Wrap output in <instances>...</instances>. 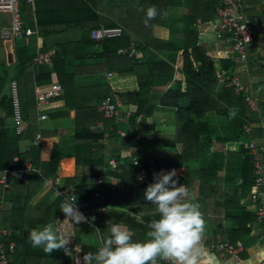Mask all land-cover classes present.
I'll return each instance as SVG.
<instances>
[{"label": "trees", "instance_id": "1", "mask_svg": "<svg viewBox=\"0 0 264 264\" xmlns=\"http://www.w3.org/2000/svg\"><path fill=\"white\" fill-rule=\"evenodd\" d=\"M41 1L43 3L54 2V0H39V3ZM57 1L58 4L50 8H42L37 4L36 21H31L27 14L32 10L33 4L27 0H20L25 26L39 28L41 35L47 38L53 27H78L87 22L90 23L89 26L87 23V27H115L122 22L124 36L96 43L90 39L89 31H87L78 41L61 43L56 46L53 68L45 67L48 70L46 72H41L34 66L36 54L31 46L23 45L16 49L17 67L14 78L10 80L11 83L18 82V87L22 86L25 91L30 84L36 86L51 84L54 80L58 81L63 89L62 94L52 99L42 110L53 111L49 116L50 119L66 116L69 110H75L76 127L71 142L61 140L56 131L53 135H48L49 133L43 130L45 133L43 144H36L29 154H22L19 151L14 154L8 139L9 130L3 127L5 118H13L12 94L11 91L6 93L2 90V108L5 115L2 116L0 170H22L25 162L31 159L32 155L35 160L33 165L40 172L39 176H36L41 179L39 184L42 186L46 180L57 178L60 161L63 158H75L77 167L104 169L109 168V160L114 158L118 166L114 171H110V174L129 181L131 183L129 192L122 194L105 191L101 203L97 204V213L85 216L89 222L75 223L79 239L82 237L81 231L93 237L100 233L102 240L105 239V231L101 223L106 222L110 214L100 210L102 205L116 198L121 200L124 206L130 204L132 198H139L146 187L153 182V174L161 170L165 172L172 169L177 170L179 183L186 187L194 202L200 205L203 218L214 212L230 211L234 215V211L242 210L248 220L256 219L255 213L250 208V202L245 200L241 203L242 199L255 191L252 156L248 150L238 144L244 136L243 128L247 119L248 107L244 98L237 96L233 88H227L221 93L216 91L218 82L215 72L222 68L214 64L211 57L206 55L205 50L198 46L195 40L198 35L196 20L199 18L200 21L205 22L214 19L217 1L203 4L198 0H188L191 3L197 1L196 9L191 8L190 15L180 20L162 17L164 14L162 5H168L167 0H128L125 16L119 18V22L104 17L95 8L94 0ZM108 2L110 3V0ZM152 6L157 8L159 15L149 21L148 26H145V12ZM160 23H164V26L169 27L168 29L173 33L179 31L183 37V44L179 45L173 39L174 36L168 41L151 40L149 29H153L155 24ZM131 42H134L136 47L143 52L142 59L130 60L118 54L117 51L120 48L129 47ZM96 46H100L99 52L95 51ZM180 51H183L184 62L180 71L183 78L179 81L175 80L176 69L173 65ZM71 57L78 62V65L72 72H68L67 60ZM89 59L96 62H87ZM230 68L225 67L224 69L230 70ZM108 71L113 72L111 78L104 76ZM99 74L100 84L97 86H80L77 82L79 77ZM125 74L137 76V83L120 85V80L126 77ZM7 82V77L2 79V89ZM118 86L123 88L119 93L123 111L133 109V114L127 124H117L114 120L109 122L98 111V105ZM164 86H168L164 93H158L155 90L157 87ZM154 100L163 107L175 109L173 118L176 130L174 135L166 138L157 137L154 140L158 150L164 149L162 157L158 154L153 155L151 162L142 166L135 163L134 158L126 149H120L116 153L108 152L99 142L105 131L96 128L97 122L104 123L107 130L108 127L113 126L112 138H118V130L124 129L125 138L131 141L144 127L143 122L136 127L137 120L142 116L149 117L154 114ZM21 106L23 117L29 116L27 115L29 104H23L21 101ZM230 110L232 115H230ZM209 113L220 117L222 122L213 126L209 121L197 123L193 119V116L203 119ZM38 127L39 130L43 128L42 125ZM16 135V139L21 140L25 133ZM215 144L224 145L225 151L223 153L216 151L208 155L211 146ZM179 145H181V152L177 151ZM235 147H238V150L235 151ZM14 156L19 157L17 163L13 162ZM138 167H144L149 172L148 177L142 182H138L135 178V169ZM220 172H224L225 176L221 177ZM237 177L241 178V184L236 182ZM71 184H74L73 178L62 180V194ZM93 196L94 191H90L88 200L91 201ZM33 197L34 194L29 191V201ZM60 202L59 197L50 204L39 207L42 216L36 220L27 219L25 221L26 264H75L71 256L65 255L63 250L54 251L49 255L42 247H33L29 240L30 230L35 227L36 223L41 227L56 223L61 213ZM121 215L122 223L133 231L134 241L147 239L149 231L147 225L154 219L144 218L137 222L133 216ZM92 217H95L94 221L91 220ZM33 221L34 224H32ZM3 242L9 243L7 240ZM97 250L95 244L82 243V257L87 253H95ZM82 263L85 264V261L83 260ZM93 264H95L94 261ZM158 264H165V262L160 260Z\"/></svg>", "mask_w": 264, "mask_h": 264}, {"label": "crops", "instance_id": "2", "mask_svg": "<svg viewBox=\"0 0 264 264\" xmlns=\"http://www.w3.org/2000/svg\"><path fill=\"white\" fill-rule=\"evenodd\" d=\"M167 1V3H169L168 5H162V9L164 10L162 17H164V19L168 17L180 20L186 19V17L191 13V8L195 7L196 9L197 4V1L191 3L188 2V0H173L172 2L171 0ZM210 1L215 0H198V2H202L203 4ZM235 1L239 10L245 15L252 34V41L247 45L245 60H241L233 51L232 45L227 37L223 39H218L216 37L215 29L217 26V16L214 19L205 22L200 21L199 18L196 20L198 35H196L195 40H197L198 46L205 50L206 55L211 57L215 65L222 68L221 70H225L230 75H234L240 79L243 86V96L247 95L252 98L254 103L253 110L249 109V105L245 101L248 107L245 125L249 127L250 131L247 135H244L242 140L238 143L244 147L241 142L247 141L248 139L254 140L257 144H264V0ZM27 2H31L33 4L32 10L29 14H27L29 15L27 17H29L31 21H36L37 17L35 10L37 4H39L42 8H50L53 7L52 5L55 6L58 4L57 0L50 3H43V1L39 3V0H27ZM107 2L108 0H94L95 8L102 15H104V17L118 21L119 18H123L125 16V12L128 8V0H110V3ZM122 2L125 3L123 4ZM87 23L78 27H53L51 29V34L47 38H44L40 33L39 38L36 37L33 39L31 49L32 46H34V50L32 51L35 52V54H37L39 50H56V46L61 43L80 40L87 31H89L90 37V30L94 29V27H87ZM89 24L90 23H88V26ZM119 26L124 28L122 22H119ZM168 28L169 27L164 26V23L155 24L153 29H149L151 30V32H149V37H151V40L159 39L168 41L172 38V36H174L173 39L179 45H182L183 37L180 32L175 31L173 33L169 30L170 28ZM36 30H39L40 32L39 28ZM5 43L7 45H2L0 52V66L4 63L8 65V70L4 72L3 75H0V144H2V116L5 115V111L2 108V92L4 91L9 93L11 91L10 80L14 78L17 67V62H15L17 61L15 52L19 46L24 45L21 40H7ZM46 48L49 49L43 50ZM127 48L128 47L120 49ZM138 50L139 56H141L139 59H142L143 52L140 49ZM95 51L99 52L100 46H96ZM163 58L166 59L165 57ZM87 62L96 61L89 59ZM183 62V51H180L178 53L177 61L173 65L176 69L175 80L180 81L183 78L182 73L180 72L183 67ZM76 65H78V62L73 57L69 58L67 60L68 72H72ZM225 67L231 68L230 70H227L224 69ZM36 69L41 72L48 71L45 67H37ZM109 73L112 74L113 72L108 71L104 74V76L106 78H111L107 76ZM125 75L126 77H123L120 80V85H135L137 83V76H130V74ZM99 76L100 74L79 77L77 78V82L80 86H97L100 84ZM5 77H7L8 82L2 89V79ZM53 82L56 81L54 80ZM51 84L49 83L36 86L30 84L25 91L22 89V86L21 88L19 86L22 103L29 104V110H27L29 111V114H27L29 116H24V138L21 140L16 139L17 135L14 132V120L12 117L5 118V123L3 125V127L9 130L8 139L11 151L14 154L16 151H19L22 154H29L32 152V149L36 144H43V135L45 134L43 133V130L44 132L49 133L48 135H53V132L56 131L57 136L63 141L71 142L73 140L76 127L75 110H69L66 116L50 119L49 116L53 112L52 110L44 111L37 107V91L45 90ZM227 88L230 87L218 82L216 91L221 93ZM167 89L168 86L155 88L158 93H164ZM120 90H123V88L118 86L114 88L113 92H117L119 94ZM243 96L239 97L244 98ZM154 103V114L149 117L142 116L137 120L136 127H138L141 122H143L144 127L136 133L135 139L131 141L127 140L125 138L126 132L124 129H119L118 134L119 131L122 130L125 132V136L119 134L118 138H112L111 132L113 131V126L108 127L107 130L104 123L97 122L96 128L100 131H105L104 136L99 139V142L102 143L105 146V149L111 153H116L120 149H126L127 152L134 158L135 163L142 166L148 165L149 162H151V157L153 155L158 154L162 157L164 149L158 150V147H156L155 144L156 141L154 140L157 137L166 138L174 135L176 130V124L173 118L175 109L163 107L156 100H154ZM121 110L123 111L122 105ZM132 110L129 111L133 114ZM44 113L47 114V118L42 117ZM193 119L197 123L209 121L213 126L219 125L222 122L220 117L211 113L207 114L203 119H197L196 116H193ZM107 121L110 122V120ZM122 124H127V122ZM38 125H42L43 128L39 130ZM38 134H41L42 136L40 140H38ZM238 147H235L234 150H238ZM177 151L181 152V145L177 147ZM216 151L223 153L225 151L224 145L215 144L211 146V149L208 151V155H211ZM18 160L19 157L14 156L13 162L17 163ZM34 162L35 160L31 155V159H27L25 162L24 169L16 170L23 173L22 177L11 178L6 184L0 183V230L6 231L9 234L8 237H4L0 234V243L7 240L9 242L8 244L14 245L15 250L11 255V264H26L24 223L27 219L36 220L41 217L42 214L41 211H39V207L46 206L60 197L56 191V179L59 180L60 188L62 187V180L64 178L74 179V184L68 186L67 189H65L64 194L68 195L73 193L76 195V203L81 206L79 211L83 213L84 216L95 212L97 213V204L101 203L105 191L109 190V192L112 191L128 194L130 189L131 183L127 180H122L111 175L110 171L114 170L110 169V167L108 169L99 167H77L75 158L73 157L61 159L57 178L54 180H46L43 185L40 186L39 183L41 179L37 177L40 172L33 165ZM219 174L221 177L225 176L224 172H220ZM94 178L102 179V183L99 187H96L93 183ZM236 180L238 184L242 183L241 178L237 177ZM29 191L34 194L33 199L30 201ZM90 191H94V196L91 201L88 200V194ZM97 191L99 192V196L96 195ZM134 198H132V202L130 204H126V206L122 205L121 200L117 198L102 205L100 210L110 214L109 219L106 222L104 221L101 223V226L105 231L106 238L110 235L109 228L111 224H123L121 214L133 216L137 222H140V220L144 218L159 219V213L156 206L150 204L144 199V192H142L139 198ZM245 200L246 198L242 199L241 203ZM233 213L234 215H232V212L230 211H224L222 213L214 212L208 214L206 218H203L205 220V232L202 240L198 242V264H264V220H248L247 215H244L242 210H236ZM63 216L64 214L61 212L58 215L56 223L53 227L58 230L60 235L69 240V249L63 250L64 254L71 256L75 264H83L82 261L84 259L81 254L82 243L95 244L99 249L102 246L103 240L100 233H98L96 238L88 233H83L82 231L80 233L82 237L79 239L75 230V222L71 219L64 220L65 217ZM32 224H34V221ZM34 228L39 229L42 227L36 223ZM221 240L242 242L244 244V250L241 253L242 261L234 262L232 258H228L227 260L224 259L214 249V244ZM79 259H81V262L77 261ZM160 260H163L165 264H170V262L167 263L164 259Z\"/></svg>", "mask_w": 264, "mask_h": 264}, {"label": "built area", "instance_id": "3", "mask_svg": "<svg viewBox=\"0 0 264 264\" xmlns=\"http://www.w3.org/2000/svg\"><path fill=\"white\" fill-rule=\"evenodd\" d=\"M216 16L217 26L215 34L218 39L227 37L232 45L233 51L239 56L241 60L246 59L247 45L252 41V34L249 29V24L245 15L239 10L235 0H216ZM0 30L1 38L4 40H21L25 46H31L33 39L40 37L39 30L25 26V21L22 17L20 0H0ZM124 36V29L121 26L115 27H101L90 30V38L95 42H102L110 39H117ZM138 49L135 43H131L127 49L118 50L119 55L127 56L132 60L139 59ZM56 56V50L40 51L34 57V65L36 67L53 68V60ZM108 77H112L109 73ZM216 80L225 84L227 87L233 88L235 93L243 96V86L240 79L234 75H230L225 70H217L215 72ZM62 86L56 81L53 82L47 89L37 91V107L42 110L49 102L59 97L62 94ZM11 94L13 102V120L14 129L16 134L24 133L25 120L23 117L21 100L19 95V87L16 81L11 83ZM249 109H254L252 98L245 95L243 96ZM121 100L117 92H113L105 97L98 107V111L103 115L106 120H114L116 123L128 122L132 116L130 111L123 112L121 110ZM47 118V114L42 115ZM250 129L247 125L243 128V134L247 135ZM120 135L125 136V132L120 130ZM38 140L42 138L38 134ZM244 149L248 150L253 159V171H255V191L252 192L246 200L250 202V208L255 213L256 220H264V144H257L254 140L248 139L241 142ZM118 162L115 159L109 161V167L115 170ZM135 178L138 182L145 180L149 172L144 167L135 169ZM141 175L143 179H140ZM23 173L16 170H1L0 183L6 184L9 179L15 177H22ZM93 183L96 187L102 183L101 178H94ZM56 191L61 198L62 203L66 198L71 197V194L64 195L61 192L59 180H55ZM98 190V189H96ZM99 196V192L96 193ZM85 206V205H84ZM77 208L81 206L77 204ZM0 234L8 237L6 231H1ZM214 249L224 258H232L234 262L242 261L241 253L244 250L242 242H233L230 240H221L214 244ZM15 247L12 244L0 243V264H11V255L14 253ZM81 262V259L77 260ZM160 258L157 260L159 263ZM167 263L170 261L165 260Z\"/></svg>", "mask_w": 264, "mask_h": 264}, {"label": "clouds", "instance_id": "4", "mask_svg": "<svg viewBox=\"0 0 264 264\" xmlns=\"http://www.w3.org/2000/svg\"><path fill=\"white\" fill-rule=\"evenodd\" d=\"M145 15L144 24L148 26L159 12L152 6L147 8ZM140 179H143L142 175ZM144 198L155 205L159 213V219L147 225L150 229L147 239L134 241V233L126 225L111 224L110 235L103 239L102 246L95 253L84 255L85 264H93V261L95 264H157L158 258L168 260L170 264H198V242L205 232V220L200 205L179 183L177 170L154 173L153 182L144 191ZM76 201V195L72 194L61 203L64 220L71 219L77 224L89 222L77 208ZM29 240L33 247H42L49 255L67 249L69 243L52 224L32 229Z\"/></svg>", "mask_w": 264, "mask_h": 264}, {"label": "rangeland", "instance_id": "5", "mask_svg": "<svg viewBox=\"0 0 264 264\" xmlns=\"http://www.w3.org/2000/svg\"><path fill=\"white\" fill-rule=\"evenodd\" d=\"M5 42H7V40H4L1 38V30H0V52L2 49V45H7ZM5 43V44H3ZM32 50H34V46H32ZM8 70V65L6 63L2 64V66H0V75H3L4 72H6ZM65 217V216H63Z\"/></svg>", "mask_w": 264, "mask_h": 264}, {"label": "water", "instance_id": "6", "mask_svg": "<svg viewBox=\"0 0 264 264\" xmlns=\"http://www.w3.org/2000/svg\"><path fill=\"white\" fill-rule=\"evenodd\" d=\"M66 248L69 249V244H67Z\"/></svg>", "mask_w": 264, "mask_h": 264}, {"label": "bare ground", "instance_id": "7", "mask_svg": "<svg viewBox=\"0 0 264 264\" xmlns=\"http://www.w3.org/2000/svg\"><path fill=\"white\" fill-rule=\"evenodd\" d=\"M68 237H69V235H68Z\"/></svg>", "mask_w": 264, "mask_h": 264}]
</instances>
